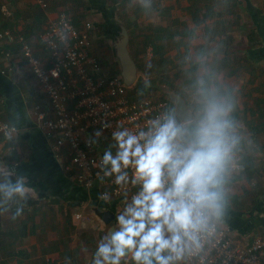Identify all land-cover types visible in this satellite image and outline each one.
Masks as SVG:
<instances>
[{
    "label": "crops",
    "instance_id": "1",
    "mask_svg": "<svg viewBox=\"0 0 264 264\" xmlns=\"http://www.w3.org/2000/svg\"><path fill=\"white\" fill-rule=\"evenodd\" d=\"M221 1L227 0H152L151 8L144 9L137 0H0V23L12 18V30L18 35L27 32L35 55L45 59L44 33L60 14L66 13L78 28L90 22L92 52L100 57L104 72L114 75L121 71L113 49L117 26L127 22L133 32L129 50L141 69L139 80H162L160 92L153 91L159 93L156 98L161 94L167 97L165 89L174 90L186 99L190 109L193 101L189 89L198 66L187 58L196 53L208 57L207 65L218 85L235 98L233 115L239 117L236 123L241 136L237 167L227 185L223 222L240 239L251 241L264 233V194L259 192V185L264 187V163L259 164L261 158L255 154L258 172L249 178L243 171L242 158L254 149L264 152V126L258 121L257 111V98L264 99V75L254 78L251 73L264 67L258 66L257 57L250 54L249 44L251 31L257 25L263 27L264 8H256L254 0H236L238 10L228 13L226 6L234 8V0L227 4ZM4 6L10 16L3 13ZM242 11L247 17L242 18ZM243 38L249 48L242 52L238 43ZM9 50L13 73L7 70ZM248 58L252 61L247 62ZM45 101L19 47L1 43L0 115L18 132L13 142L5 141L0 134V166L24 175L33 193L23 201L21 216L12 219L18 206L15 202L0 214V264H89L104 234L101 229L109 227L102 216L111 211L110 207L100 201L97 190L78 185L76 171L65 169L68 153L56 158L52 142L38 127L34 107ZM250 184L257 186L250 188Z\"/></svg>",
    "mask_w": 264,
    "mask_h": 264
},
{
    "label": "clouds",
    "instance_id": "2",
    "mask_svg": "<svg viewBox=\"0 0 264 264\" xmlns=\"http://www.w3.org/2000/svg\"><path fill=\"white\" fill-rule=\"evenodd\" d=\"M137 2L144 9L152 5ZM187 59L198 66L189 89L190 118L181 121L168 109L144 128L118 124L98 158L97 178H111L124 198L114 230L101 229L89 264H205L225 217L241 136L232 116L235 98L218 85L208 57ZM32 193L24 175L0 166V214L15 202L12 219L21 216Z\"/></svg>",
    "mask_w": 264,
    "mask_h": 264
},
{
    "label": "built area",
    "instance_id": "3",
    "mask_svg": "<svg viewBox=\"0 0 264 264\" xmlns=\"http://www.w3.org/2000/svg\"><path fill=\"white\" fill-rule=\"evenodd\" d=\"M2 11L7 16L11 14L5 6ZM92 31V23L86 22L78 28L62 13L45 30V59L35 55L32 46L10 30H0V44H19L28 71L46 99L34 107V115L38 127L52 142L55 157L61 159L67 152L69 160L65 169L76 171L75 180L80 187L97 190L100 201L116 216L122 208L123 192L111 178L103 182L97 178L98 158L113 143L111 133L118 124L132 130L144 128L148 120L169 109V102L132 95L134 87H128L120 73L106 74L100 57L92 52ZM6 58L7 70L13 73L10 50ZM105 123L109 127L103 129ZM97 130L102 131L99 138L94 136ZM17 132L16 126L0 115V134L5 141L13 142ZM93 139L97 143L90 146L87 141ZM133 192L135 189L131 190L129 198ZM205 264H264V233L247 241L222 222Z\"/></svg>",
    "mask_w": 264,
    "mask_h": 264
},
{
    "label": "trees",
    "instance_id": "4",
    "mask_svg": "<svg viewBox=\"0 0 264 264\" xmlns=\"http://www.w3.org/2000/svg\"><path fill=\"white\" fill-rule=\"evenodd\" d=\"M231 0H227V1H221V3H224V4H227V2H230ZM236 0H234L233 3H235ZM237 3H235L233 6L234 8H230L226 6V12L228 13H236V11L238 10V7H237ZM225 8V7H224ZM211 8L208 9V12L209 15H211ZM213 12V11H212ZM11 15V14H10ZM9 15V16H10ZM12 18H7L6 20H2V23H0V30H10L12 31L14 34H16L13 30H12V26H13V22L11 21ZM262 25L263 27H261V25H257V28H255L254 30L251 31L250 33V37H249V44H250V54L253 55V56H259V57H262L264 56V22H262ZM125 26L126 28L128 29L129 34H130V38H131V35L133 34V32L130 30V26L127 24V22H125ZM225 27V26H224ZM259 29V30H258ZM119 30V27L117 26V31ZM24 39L25 41L30 44V36L28 35L27 36V32L23 33V34H20ZM20 49V46L19 44L17 45ZM255 48V49H254ZM250 60V58H248L247 62ZM252 61V60H250ZM137 67L138 69H140V66L137 64ZM141 70V69H140ZM254 74V78H259L261 75H264V69L261 71V72H251ZM250 73V74H251ZM251 81L253 82V79H251ZM156 81H148V82H144L143 80H139L138 83L136 84V86L131 89V94L132 95H138V96H141V97H145L148 95L149 92H157L159 91L160 92V85L161 83H163L162 80H160L158 83H155ZM153 84H157L156 86L153 85ZM170 86V85H169ZM170 88H174L172 85L170 86ZM160 99H165V100H168L169 102V109H173V104L172 102L166 97L164 96L163 94H161V97ZM264 99L262 98H257V111H259V115H258V121H260L262 123V126H264ZM232 116L233 118L235 119V121H237L239 119V117L232 113ZM256 149H254L255 151ZM253 151L252 154L250 153H247L246 152V155L243 156L242 158V167H243V171L244 173L248 174L249 178H252L254 177V175H257V169L255 167L256 163L255 161H257V159L253 158L254 155H255V152ZM259 192L261 195L264 194V187L260 184L259 185Z\"/></svg>",
    "mask_w": 264,
    "mask_h": 264
},
{
    "label": "water",
    "instance_id": "5",
    "mask_svg": "<svg viewBox=\"0 0 264 264\" xmlns=\"http://www.w3.org/2000/svg\"><path fill=\"white\" fill-rule=\"evenodd\" d=\"M119 30L118 34L113 43V49L115 52V56L120 64V74L123 78L124 83L128 87H134L138 81L139 70L135 60L132 58L129 43H130V34L125 25H118ZM163 93L167 95L169 100L173 103V108L178 116V118L183 121L190 118V108L186 99L177 93L174 90L165 89ZM102 220L109 224V233L114 230V221L115 216L111 211H106L103 213Z\"/></svg>",
    "mask_w": 264,
    "mask_h": 264
},
{
    "label": "rangeland",
    "instance_id": "6",
    "mask_svg": "<svg viewBox=\"0 0 264 264\" xmlns=\"http://www.w3.org/2000/svg\"><path fill=\"white\" fill-rule=\"evenodd\" d=\"M253 4L256 6V8H264V0H254L253 1ZM119 9V8H118ZM130 9H132L133 10V7L131 6L130 7ZM118 13H119V11H118ZM242 13V18H244V17H247V15L245 14V12H241ZM119 15V14H118ZM247 23V22H246ZM242 42H243V45H242ZM239 44V45H238ZM237 45L238 46H240V50L243 52L244 51V49L245 48H249L248 47V45H247V43H246V40H245V38H243V39H241V41L238 43ZM149 58V57H148ZM256 60H257V63L258 64H260V65H258V66H260V67H264L263 65H264V56H262V57H259V56H257V58H256ZM140 77H141V75H140ZM138 81H139V77H138ZM155 92H151V93H149L148 95H150V96H152V97H155L156 98V95H158L159 93H156V94H154ZM259 94V93H258ZM255 152V154H257V156H259L260 158H261V161L264 159V152L263 151H258L257 149L254 151ZM263 156V157H262ZM259 162V164L261 163V164H263L264 162ZM251 183V182H250ZM256 183H258V182H256ZM254 185H256L257 186V184H254ZM254 185H249V187L250 188H254ZM259 185V184H258Z\"/></svg>",
    "mask_w": 264,
    "mask_h": 264
}]
</instances>
